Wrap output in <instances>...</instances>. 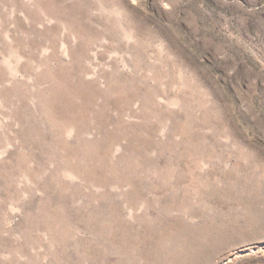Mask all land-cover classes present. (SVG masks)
Returning <instances> with one entry per match:
<instances>
[{
  "label": "rangeland",
  "instance_id": "374dc122",
  "mask_svg": "<svg viewBox=\"0 0 264 264\" xmlns=\"http://www.w3.org/2000/svg\"><path fill=\"white\" fill-rule=\"evenodd\" d=\"M0 264H264V0H0Z\"/></svg>",
  "mask_w": 264,
  "mask_h": 264
}]
</instances>
